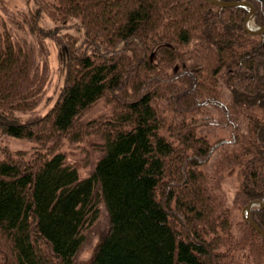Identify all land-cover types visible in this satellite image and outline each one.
Here are the masks:
<instances>
[{"label":"trees","instance_id":"1","mask_svg":"<svg viewBox=\"0 0 264 264\" xmlns=\"http://www.w3.org/2000/svg\"><path fill=\"white\" fill-rule=\"evenodd\" d=\"M249 1L261 25L264 0ZM246 12L207 0L0 6V136L33 144L2 149L0 264H78L102 211L89 264H264V236L242 215L264 198V32L243 29ZM46 38L66 69L40 113ZM207 123L228 134L198 132ZM90 137L95 163L80 176L62 147ZM251 214L264 229V206Z\"/></svg>","mask_w":264,"mask_h":264},{"label":"rangeland","instance_id":"2","mask_svg":"<svg viewBox=\"0 0 264 264\" xmlns=\"http://www.w3.org/2000/svg\"><path fill=\"white\" fill-rule=\"evenodd\" d=\"M1 5H5L12 10L26 11L34 7V0H0V6ZM43 24L50 26L53 22L45 18L43 19ZM45 42L48 50L50 80L45 87V99L38 108L40 113L48 109L55 101L58 92L63 85L66 69V62L65 60L61 61L57 44L50 38H46ZM105 109L106 103L102 100L97 101L85 113L84 119L96 116L102 113ZM228 130L229 128L221 123H207L201 125L198 132L204 133L210 138H215L226 136ZM92 142L93 139L90 137L80 143L64 144L62 147L66 159L76 166L80 176L87 175L95 163L96 153L91 149ZM32 145V142L28 139L3 134L0 136V157L2 149L4 148H8L12 151L29 150ZM233 182L232 175L226 174L224 176L222 187L226 190L227 194H230ZM106 225L105 213L102 211L97 220L85 231V238L76 253V261L78 264H89L94 249L106 229Z\"/></svg>","mask_w":264,"mask_h":264},{"label":"water","instance_id":"3","mask_svg":"<svg viewBox=\"0 0 264 264\" xmlns=\"http://www.w3.org/2000/svg\"><path fill=\"white\" fill-rule=\"evenodd\" d=\"M212 4L219 6L241 5L246 7L247 12L243 19V29L249 34H259L264 32V22L261 25L253 26L250 22L254 16L255 7L249 0H207ZM253 205L264 206V198H254L249 200L242 209L243 217L253 226L262 236H264V229L260 227L251 215V207Z\"/></svg>","mask_w":264,"mask_h":264},{"label":"bare ground","instance_id":"4","mask_svg":"<svg viewBox=\"0 0 264 264\" xmlns=\"http://www.w3.org/2000/svg\"><path fill=\"white\" fill-rule=\"evenodd\" d=\"M251 23V22H250ZM263 24V23H262ZM254 26V25H253ZM255 26H258V25H255ZM252 215V214H251Z\"/></svg>","mask_w":264,"mask_h":264}]
</instances>
